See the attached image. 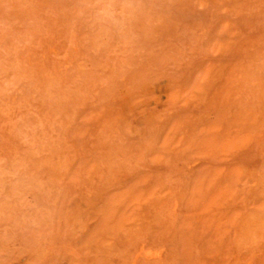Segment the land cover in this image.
Instances as JSON below:
<instances>
[{
    "label": "rangeland",
    "instance_id": "1",
    "mask_svg": "<svg viewBox=\"0 0 264 264\" xmlns=\"http://www.w3.org/2000/svg\"><path fill=\"white\" fill-rule=\"evenodd\" d=\"M0 264H264V0H0Z\"/></svg>",
    "mask_w": 264,
    "mask_h": 264
}]
</instances>
